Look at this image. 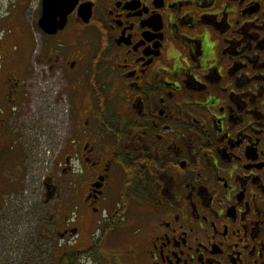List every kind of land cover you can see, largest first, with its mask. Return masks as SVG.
<instances>
[{"label":"flooded vegetation","instance_id":"1","mask_svg":"<svg viewBox=\"0 0 264 264\" xmlns=\"http://www.w3.org/2000/svg\"><path fill=\"white\" fill-rule=\"evenodd\" d=\"M43 2L0 69V108L33 63L68 98L33 264H264V0Z\"/></svg>","mask_w":264,"mask_h":264},{"label":"rangeland","instance_id":"2","mask_svg":"<svg viewBox=\"0 0 264 264\" xmlns=\"http://www.w3.org/2000/svg\"><path fill=\"white\" fill-rule=\"evenodd\" d=\"M37 4L38 0H0V69L25 53V35L36 30ZM41 68L32 64L19 106L0 108V264H33L39 237L58 230L50 212L57 219L63 210L62 191L47 202L45 178L53 172L57 150L71 128L68 98L62 75L50 81ZM46 215L45 222L52 224L47 229L42 223ZM57 249L55 242L45 253L56 254Z\"/></svg>","mask_w":264,"mask_h":264},{"label":"water","instance_id":"3","mask_svg":"<svg viewBox=\"0 0 264 264\" xmlns=\"http://www.w3.org/2000/svg\"><path fill=\"white\" fill-rule=\"evenodd\" d=\"M43 9H44V14L41 19V27L46 31V32H52L51 28H61L62 25L60 24H55L54 20L51 19V9H50V3L49 0H44L43 2Z\"/></svg>","mask_w":264,"mask_h":264},{"label":"clouds","instance_id":"4","mask_svg":"<svg viewBox=\"0 0 264 264\" xmlns=\"http://www.w3.org/2000/svg\"><path fill=\"white\" fill-rule=\"evenodd\" d=\"M169 56H179V52H177L175 49L171 50L169 53H168Z\"/></svg>","mask_w":264,"mask_h":264}]
</instances>
